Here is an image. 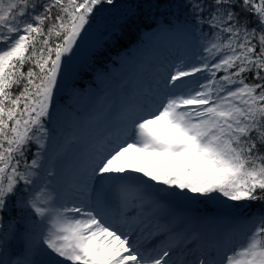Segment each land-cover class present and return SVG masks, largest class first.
Masks as SVG:
<instances>
[{
  "label": "snow or ice",
  "instance_id": "6c2138e0",
  "mask_svg": "<svg viewBox=\"0 0 264 264\" xmlns=\"http://www.w3.org/2000/svg\"><path fill=\"white\" fill-rule=\"evenodd\" d=\"M114 3L0 0V264H264V211L245 214L243 231L199 252L183 251L191 241L172 228L146 236L142 226L163 196L185 191L264 205V0H183L191 20L155 21L159 33L197 37L198 50L124 102L54 184L64 153H49L48 125L66 65ZM106 39L117 46L123 36L113 30ZM104 55L99 44L93 56ZM94 71L96 80L107 76ZM80 76L69 77L65 110L81 95ZM12 208L20 211L5 222ZM157 235L166 242L149 247Z\"/></svg>",
  "mask_w": 264,
  "mask_h": 264
},
{
  "label": "bare ground",
  "instance_id": "6f19581e",
  "mask_svg": "<svg viewBox=\"0 0 264 264\" xmlns=\"http://www.w3.org/2000/svg\"><path fill=\"white\" fill-rule=\"evenodd\" d=\"M189 44L199 47L198 39L194 40L193 36L163 34L158 31L149 33L145 36V43L139 50L132 51L130 56L118 62L116 70L110 75L109 80L99 82L97 89L99 93L97 99H107L112 105L109 108L105 107L106 113L103 117L105 123L92 124L90 122L89 128L82 126L89 136L77 137L81 143L79 151L69 150L68 158L61 163V167L57 168L58 172H64L65 166L73 165V159L77 160L95 138L115 124L124 102L148 87L168 63H175L179 58L184 57V50L188 48ZM87 120L89 119L87 118ZM92 120L98 121V118H92ZM135 167H138V164H135ZM62 179L64 178L57 173L54 181L59 183ZM195 195L190 191H185L182 194L163 196V207L157 211L155 216L145 219L144 225H142L146 228L144 234L147 236L149 232L156 231L157 225L161 229L172 228L176 233L186 237V241H191L190 243L186 242V247L183 249L186 253H190L214 250L217 244L223 242L226 234L233 230L243 231V217L241 216L195 211L192 206L186 204L187 201H184V199L193 198ZM75 197V193H69L66 199L74 200ZM179 197L181 201L178 200ZM112 199L114 200V196ZM171 200L173 202H170ZM166 240L167 236L157 235L149 237L147 244L149 247H155Z\"/></svg>",
  "mask_w": 264,
  "mask_h": 264
},
{
  "label": "trees",
  "instance_id": "16d2710c",
  "mask_svg": "<svg viewBox=\"0 0 264 264\" xmlns=\"http://www.w3.org/2000/svg\"><path fill=\"white\" fill-rule=\"evenodd\" d=\"M182 3L183 0H115L113 6L105 5L101 11V13L106 16L103 32L107 37L111 31L120 30L123 39L119 45L113 46L105 37L101 44H104L106 55L100 58L99 61L93 56L95 48L92 49L87 56L72 63V68L68 73L71 75L73 70L81 72V76L78 80L81 95L72 100L71 108L67 111L73 116H78L82 113L85 105L86 90L87 88H93L95 85L94 69L101 68L106 72L107 67L114 64L117 56L122 51H126L128 48L135 46L141 38V33L145 29L153 27L155 21L163 19L176 20L177 17L181 20L185 18L191 20L187 11L179 7ZM126 17H131V19H128L127 23H125ZM204 30H208L206 26ZM85 68H88L86 74L83 73V69ZM221 74L222 73H218L217 75L219 76ZM68 81L69 79L67 83L64 84L61 92L57 95V104L60 103L64 106L69 100L70 88L68 87ZM56 113L57 111L54 110L52 122L48 125L51 130L55 127L54 125L58 119ZM35 151L36 146L33 145L28 154L29 160L32 158V153ZM193 206L194 209L201 212L239 210L241 213L248 214L254 211H264V205L259 202L246 206L215 195L211 197L201 196ZM9 207L11 208V205ZM19 211V209L12 208L10 212L5 213V222H7L9 218L17 217ZM15 248L20 251L18 244L15 245Z\"/></svg>",
  "mask_w": 264,
  "mask_h": 264
},
{
  "label": "rangeland",
  "instance_id": "374dc122",
  "mask_svg": "<svg viewBox=\"0 0 264 264\" xmlns=\"http://www.w3.org/2000/svg\"><path fill=\"white\" fill-rule=\"evenodd\" d=\"M114 9V8H112ZM111 9V10H112ZM102 11V10H101ZM101 11L99 13H97L96 15V19L93 21L92 25L93 27H96L97 29L103 31L104 30V22L106 21V16L104 14L101 13ZM158 30L153 27L149 30H146L143 34L141 33V39L140 42L138 43V45H136L135 49L129 50L126 53H122L120 55L117 56L114 65H110L109 67H107L106 69V73L107 76L104 80L102 81H107L110 78V75L113 74L116 70L117 67V63L120 62L122 59L120 58L121 56L127 57L130 56V54L132 53V51L134 50H139L143 44L145 43V36L149 33H155ZM194 40L198 39L197 37L193 36ZM199 46V45H198ZM199 47H196V45L194 46L193 44H189L188 48L184 50V57L185 58H190L193 54V52L197 51ZM94 49L92 47H84V48H76L75 50V55H73L72 57V63L73 62H77L78 60H80L82 57L87 56L91 50ZM72 63L71 65H66V76L65 79L63 81V84L67 83V80L69 79L70 75H69V71L72 68ZM95 80V90L94 89H88L86 91L87 93V99L85 100L86 102V106L85 108H83V111L81 113V115H79L76 118H72L70 113L64 109L63 106H61V104H58L60 106V111H57V117L58 119H60V121L62 122L63 126H61L58 123L57 126H55L53 128V130H51V140L49 142V153H55V152H62L64 153L60 160L57 162L56 164V172L59 173L63 178L66 177V174L70 171L71 167L73 165H70L68 167L65 166V171L64 172H58L57 168L61 167V163L64 162V160H66L68 157V152L69 150H77L79 151V147H81V143L78 140V136L81 137H88L89 134L88 132L84 131V127L87 126V128H89L90 124H96L98 122H101L102 124L105 123L104 120V115L106 113L105 111V107H111L112 105L110 104V102L107 99H101L98 100L97 98L99 97V93L97 91V89L99 88V80H96V78H94ZM96 108V109H95ZM98 109V110H97ZM97 110V111H96ZM87 118L89 120H87ZM92 118H98V121L96 120H92ZM91 122V123H90ZM58 126L60 127V129H58ZM72 140V143H67L68 140ZM77 144L79 145L77 147ZM68 145V146H66ZM67 149L66 152H64V150ZM73 162L75 163L76 160L73 159ZM126 162L135 166V164H138V167L141 166H148V162L146 161H138V160H134V159H130V158H126ZM54 184H57L58 187H60L59 183L54 181ZM172 196V195H170ZM201 195L196 194L193 198H186L184 199V201H187L186 204H188L189 206L192 205V203L195 200H198V198H200ZM68 197V196H66ZM76 198V197H75ZM179 201H181L180 197L178 198ZM170 202H173L172 200ZM214 214H219V215H227V214H236V216H241L243 217L245 214H242L239 212V210H234V211H228V212H213ZM252 213H258V212H252ZM252 213H248L249 215ZM210 214V213H209ZM15 250L17 252L18 249L15 248Z\"/></svg>",
  "mask_w": 264,
  "mask_h": 264
},
{
  "label": "water",
  "instance_id": "95a60500",
  "mask_svg": "<svg viewBox=\"0 0 264 264\" xmlns=\"http://www.w3.org/2000/svg\"><path fill=\"white\" fill-rule=\"evenodd\" d=\"M104 37L105 34H103L99 29L95 27H90L88 29L86 39L80 42L79 47H97L104 39Z\"/></svg>",
  "mask_w": 264,
  "mask_h": 264
}]
</instances>
